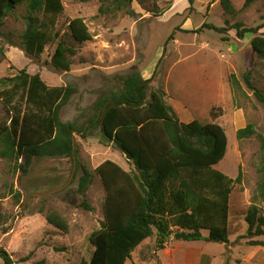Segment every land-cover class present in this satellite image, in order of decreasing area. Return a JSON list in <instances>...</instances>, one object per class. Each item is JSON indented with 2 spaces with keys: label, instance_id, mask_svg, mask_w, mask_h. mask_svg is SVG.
<instances>
[{
  "label": "rangeland",
  "instance_id": "374dc122",
  "mask_svg": "<svg viewBox=\"0 0 264 264\" xmlns=\"http://www.w3.org/2000/svg\"><path fill=\"white\" fill-rule=\"evenodd\" d=\"M130 1L132 14L101 11V0H62L60 15L39 14L42 22L54 23L50 29L53 40L39 58L6 38L20 42L26 8L18 7L4 19L0 46L5 58L0 61V79L25 69L30 75L39 74L50 87L72 86L75 93L61 109L60 118L80 128L95 112L99 99L118 91L119 77L138 72L143 79H151L152 89L165 93L181 122L219 124L228 146L216 169L233 179L241 172V183L235 185L229 202V242H182L170 237L159 250L152 236L133 251L126 264H199L202 256L209 258V264H264V248L249 245L245 238V215L258 181L259 145L255 138L236 139V131L249 124L264 136V104L243 79L249 73L252 84L264 95V59L251 48L253 37L264 38V27L257 35L241 40L231 29L237 23L245 28L263 24L264 0H252L247 6L246 0H229L234 14H226L220 0H194L193 6L188 0ZM75 18L83 19L92 40L79 44L72 38L69 23ZM203 25L225 32L200 30ZM59 42L74 51L68 56L69 72L51 64ZM230 75L238 81L239 89L231 87ZM9 122L0 102V123ZM83 135H75L78 166L69 159L35 158L28 173L22 174L14 170L13 163L0 158V248L14 264L89 260L93 251L89 236L105 221L104 187L93 172L106 160L126 171L130 166L120 151L101 143L99 129ZM82 169L93 173L86 192L91 210L79 207L82 198L75 194ZM48 213L64 219L68 231L49 225L45 219ZM255 239L264 241V237Z\"/></svg>",
  "mask_w": 264,
  "mask_h": 264
},
{
  "label": "trees",
  "instance_id": "16d2710c",
  "mask_svg": "<svg viewBox=\"0 0 264 264\" xmlns=\"http://www.w3.org/2000/svg\"><path fill=\"white\" fill-rule=\"evenodd\" d=\"M87 2L89 0H82ZM101 11H130V0H101ZM193 6L194 0H188ZM252 0H246L245 6ZM105 4V5H104ZM226 14L235 10L229 0H220ZM24 6V30L20 42L7 40L26 54L39 58L53 36L52 20L63 12L62 0H0V36L4 19L18 7ZM264 27L245 28L237 23L231 29L238 40L250 38ZM217 33L225 29L203 25ZM72 38L79 44L92 40L82 18L69 23ZM173 39V35L169 38ZM251 48L264 59V38L255 36ZM69 55L74 51L59 42L51 57L57 70L69 72ZM5 51L0 46V61ZM247 88L258 102L264 95L251 82L249 73L243 77ZM118 91L99 99L94 113L78 128L60 118L61 109L75 93L72 86L50 87L39 74L30 75L25 69L17 75L0 79V102L10 117L9 124L0 123V158L13 163L14 170L27 174L35 158L69 159L78 166V145L75 135L99 129L101 143L120 151L130 169L124 170L106 160L94 170L104 187L103 211L105 221L92 232L89 242L93 251L89 260L79 264H126L133 251L148 238L155 236V245L164 249L170 237L182 242H229L230 197L235 185L241 183V172L233 179L216 167L225 158L228 140L217 123L181 122L167 103L161 89H152L151 79L134 72L119 77ZM229 81L233 89L240 85L234 75ZM255 138L259 145L256 165L258 181L252 202L247 209L245 238L251 246L264 248V136L249 124L236 131L238 141ZM75 194L82 198L79 207L91 210L86 192L93 173L82 169ZM19 199V195L17 194ZM47 223L67 232L64 219L55 213L45 216ZM2 264H14L11 256L0 248ZM202 256L199 264H209Z\"/></svg>",
  "mask_w": 264,
  "mask_h": 264
}]
</instances>
